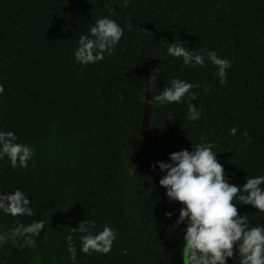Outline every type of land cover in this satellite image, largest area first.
Listing matches in <instances>:
<instances>
[{
  "label": "trees",
  "instance_id": "16d2710c",
  "mask_svg": "<svg viewBox=\"0 0 264 264\" xmlns=\"http://www.w3.org/2000/svg\"><path fill=\"white\" fill-rule=\"evenodd\" d=\"M105 17L123 35L111 55L82 67L74 58L79 38ZM170 43L203 50L204 66L169 55ZM209 51L231 61L224 85ZM146 75L158 187L142 152ZM175 78L199 85L191 90L197 99L160 105L154 97ZM0 84V131L34 149L26 168L0 160V195L23 191L35 213L0 210V232L17 221L46 222L34 247L0 245V264H183L187 225L174 224L184 206L160 186L166 172L158 162L211 143L230 184L264 175V0H0ZM189 103L200 119H187ZM233 202L250 227L264 225V213ZM83 220L117 238L108 254L86 255L83 234L71 233L73 262L66 238ZM234 255L226 264H240L235 246Z\"/></svg>",
  "mask_w": 264,
  "mask_h": 264
},
{
  "label": "clouds",
  "instance_id": "9594fccd",
  "mask_svg": "<svg viewBox=\"0 0 264 264\" xmlns=\"http://www.w3.org/2000/svg\"><path fill=\"white\" fill-rule=\"evenodd\" d=\"M109 11H114V8ZM127 27L131 30L132 24L129 22ZM89 31L90 35L80 36L79 46L74 52L75 61L82 67L103 60L105 53L111 55L124 30L115 20L105 17L98 18ZM167 51L172 57L182 58L185 65L203 67L205 64L203 50L201 54H196L183 44L170 43ZM207 58L218 68L220 84H226V70L231 67V61L219 57L216 51L207 52ZM198 86L175 78L154 100L160 105L180 103L187 95L192 101L197 96L191 90ZM204 91L207 93L210 87L205 86ZM3 92L4 87L0 84V94ZM141 99L144 100V97ZM151 102L147 101L148 104ZM200 117L201 111L195 104L189 103L187 119L196 121ZM229 131L231 135H236L238 128L232 127ZM244 134L247 135L246 132ZM16 141L14 131H0V160L7 157L14 170L26 168L34 155L31 146ZM212 148L211 143H198L192 146V151L171 153L169 163L158 162L159 169L166 172L159 180L160 186L166 189L170 201H178L184 206L174 224V227L181 223L187 225L183 236V264H226V258L236 255L234 246L240 255V264H264V225L250 227L248 214H238L233 202L238 199L239 204L252 205L258 212L264 213V187H261L264 175L246 179L243 185L230 184L225 178L223 166L216 159L217 152ZM152 168L155 170L156 165ZM30 203L19 189L0 195V210L12 217L35 215ZM165 215L171 217L172 213ZM45 223L44 220H34L25 225L17 221L8 231L0 232V245L11 241L14 248L34 247ZM95 227V221L83 220L76 228L69 229L70 234L66 238L70 253L68 259L73 262L76 259V246L71 235L75 232L83 234L80 236V251L86 255L93 252L108 254L112 250L117 238L115 229L105 225L102 231L93 233Z\"/></svg>",
  "mask_w": 264,
  "mask_h": 264
},
{
  "label": "water",
  "instance_id": "95a60500",
  "mask_svg": "<svg viewBox=\"0 0 264 264\" xmlns=\"http://www.w3.org/2000/svg\"><path fill=\"white\" fill-rule=\"evenodd\" d=\"M145 86H146V95L144 102V111L141 120V140H142V152L144 155V161L146 164V168L151 176V178L155 181L156 186L158 187V181L156 179L154 170L152 168V162L150 158V149H149V114H150V104L147 103L150 100L149 94V85H148V77L145 76Z\"/></svg>",
  "mask_w": 264,
  "mask_h": 264
}]
</instances>
